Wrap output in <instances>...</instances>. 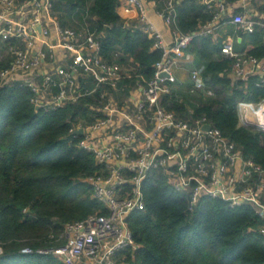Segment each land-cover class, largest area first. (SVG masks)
<instances>
[{
    "label": "built area",
    "instance_id": "2783aa9c",
    "mask_svg": "<svg viewBox=\"0 0 264 264\" xmlns=\"http://www.w3.org/2000/svg\"><path fill=\"white\" fill-rule=\"evenodd\" d=\"M201 1L215 14L197 31L183 34L178 0H167L159 12L173 28L174 42L167 44L151 22L145 0H120L118 8L125 15L137 13L140 28L154 40L153 48L162 51L153 77L129 88L122 84L128 70L104 60L95 33L63 26L53 12V0H0V60L11 57L9 66L0 70V88L24 86L32 93V103L47 111L98 94L91 105L94 120L79 121L69 133L78 139V148L102 166L85 181L107 212L66 223L60 247H26L22 253H51L63 264H119L122 252L139 248L129 217L146 209L144 185L153 170L176 192L188 195L191 212L210 198L234 209L249 206L264 220V167L245 157L206 116L194 117L190 109L189 116L180 117L161 104L177 84V61L193 59L187 51L192 40L214 36L227 25L234 27V35L222 42L221 53L233 61L230 77L243 83L255 78V86L264 87V57L236 49L240 34L264 35V11L256 5L252 11L229 15L226 0ZM204 69H192L190 92L210 97L213 90L203 78ZM82 79L90 85H83ZM238 114L241 126L264 131V100L240 102ZM205 125L211 128L205 130Z\"/></svg>",
    "mask_w": 264,
    "mask_h": 264
},
{
    "label": "trees",
    "instance_id": "16d2710c",
    "mask_svg": "<svg viewBox=\"0 0 264 264\" xmlns=\"http://www.w3.org/2000/svg\"><path fill=\"white\" fill-rule=\"evenodd\" d=\"M23 3L27 0H16ZM159 12L167 0H149ZM233 4L239 0H226ZM253 5L264 11V3ZM120 0H53V12L63 26L95 33L108 63L126 68L122 84L134 87L147 82L162 51L139 23L125 21L117 9ZM178 28L191 34L210 21L215 10L201 0H178ZM241 10H237L240 12ZM234 33V27H228ZM249 53L264 57V35L240 34ZM237 44H241L237 43ZM222 40L199 36L187 51L205 67L203 78L213 96L173 88L161 99L167 110L180 117L206 116L245 157L264 167V131L240 125V102L264 100V87L230 77L232 59L221 53ZM11 57L0 60V70ZM85 86L90 80L82 79ZM98 94L56 110L36 109L31 91L19 84L0 88V264H63L53 254H24L22 250H50L64 244L66 223L107 210L93 197L85 179L101 171L95 157L78 148L69 133L79 121L95 118L91 105ZM146 209L133 212L129 225L139 244L127 249L119 264H264V228L253 208H231L219 199H203L189 211L187 194L176 192L159 171L153 170L145 185ZM26 210V211H25Z\"/></svg>",
    "mask_w": 264,
    "mask_h": 264
},
{
    "label": "crops",
    "instance_id": "0c3cea01",
    "mask_svg": "<svg viewBox=\"0 0 264 264\" xmlns=\"http://www.w3.org/2000/svg\"><path fill=\"white\" fill-rule=\"evenodd\" d=\"M147 8H148V15L151 20V22L155 25L157 30L161 33L164 41L167 44H172L174 42V32L173 28L171 26H168L163 18L160 16L159 11L157 9L156 3L154 1L145 0ZM255 5H252L251 3L243 0H239L236 3L229 4L228 6V13L229 15L233 13H238L237 10L242 11H252L254 9ZM119 15L122 19L128 22L133 23H139V19L137 17V13H133L131 15H125L120 8L117 9ZM228 25L222 28L217 34L213 36L215 40L221 39L222 42L226 40L229 37H232L234 33H231L228 29ZM238 43L241 42V44H237L239 46H242V39L238 38ZM253 44H247L245 49L246 51H249V49L253 48ZM244 48V47H243ZM198 65L195 56L193 55V59L188 61L181 59L177 61L175 67H174V74L177 77V84L174 85V88H188L191 86L190 81V73L193 68H195Z\"/></svg>",
    "mask_w": 264,
    "mask_h": 264
},
{
    "label": "water",
    "instance_id": "95a60500",
    "mask_svg": "<svg viewBox=\"0 0 264 264\" xmlns=\"http://www.w3.org/2000/svg\"><path fill=\"white\" fill-rule=\"evenodd\" d=\"M164 75H165V74H163V76H164ZM36 109L39 110L40 107H39V106H36ZM203 128H204L205 130H209V129L211 128V126H210V125H205ZM78 133H79V134H83V129L78 130Z\"/></svg>",
    "mask_w": 264,
    "mask_h": 264
},
{
    "label": "rangeland",
    "instance_id": "374dc122",
    "mask_svg": "<svg viewBox=\"0 0 264 264\" xmlns=\"http://www.w3.org/2000/svg\"><path fill=\"white\" fill-rule=\"evenodd\" d=\"M256 5H257V4H256ZM255 7H257V6H255ZM255 9H256V8H255ZM236 49H237L238 51H244L245 48H243V46H239V45L236 44Z\"/></svg>",
    "mask_w": 264,
    "mask_h": 264
}]
</instances>
